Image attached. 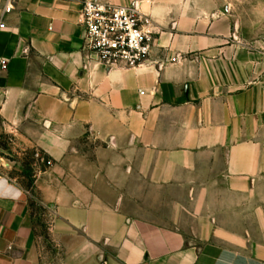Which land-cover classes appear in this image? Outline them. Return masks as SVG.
I'll return each mask as SVG.
<instances>
[{
  "label": "crops",
  "instance_id": "0c3cea01",
  "mask_svg": "<svg viewBox=\"0 0 264 264\" xmlns=\"http://www.w3.org/2000/svg\"><path fill=\"white\" fill-rule=\"evenodd\" d=\"M136 4L147 64L83 49L80 0H0V132L40 151L33 191L0 160V264H264V41L225 0Z\"/></svg>",
  "mask_w": 264,
  "mask_h": 264
},
{
  "label": "built area",
  "instance_id": "2783aa9c",
  "mask_svg": "<svg viewBox=\"0 0 264 264\" xmlns=\"http://www.w3.org/2000/svg\"><path fill=\"white\" fill-rule=\"evenodd\" d=\"M3 13H11L17 0H2ZM80 23L84 28L83 49L91 59L108 68L124 66L139 67L150 60L155 46L156 30L151 17L143 13L134 3L113 5L100 0H80ZM5 23L1 22L0 27ZM1 67L6 69L8 61L0 58ZM35 155L46 164L51 160L38 150Z\"/></svg>",
  "mask_w": 264,
  "mask_h": 264
},
{
  "label": "rangeland",
  "instance_id": "374dc122",
  "mask_svg": "<svg viewBox=\"0 0 264 264\" xmlns=\"http://www.w3.org/2000/svg\"><path fill=\"white\" fill-rule=\"evenodd\" d=\"M228 1L232 4L234 18L240 22V30L249 39L257 38L264 41V0ZM0 160L6 164L8 173L17 178L31 194L43 247L51 252L53 248L48 236L51 217L47 213L48 209L39 202L33 191L35 175L46 164L35 155L34 150L16 146L12 137L5 132H0Z\"/></svg>",
  "mask_w": 264,
  "mask_h": 264
}]
</instances>
